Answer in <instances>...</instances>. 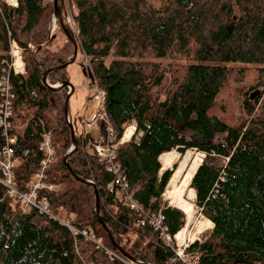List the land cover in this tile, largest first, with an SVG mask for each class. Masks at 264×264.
Returning <instances> with one entry per match:
<instances>
[{"label":"trees","instance_id":"trees-1","mask_svg":"<svg viewBox=\"0 0 264 264\" xmlns=\"http://www.w3.org/2000/svg\"><path fill=\"white\" fill-rule=\"evenodd\" d=\"M57 6L62 25L48 40L54 0H0V79L12 62V43L25 65L23 74H11L16 189L30 191L48 133L53 156L43 182L52 188H39L37 196L54 215L25 209L0 183V264H187L174 240L187 215L164 197L175 168L162 173L160 157L189 150L204 154L190 188L198 213L213 223L185 249L191 264H264V0ZM58 33L64 40L55 47ZM75 44L104 93L120 173L142 211L119 197L114 174L94 150L108 135L105 121L95 134L85 133L84 119L79 127L69 114L77 149L65 159L72 146L64 109L70 63L62 66L73 60ZM134 123L135 134L121 143ZM5 143L0 127V152ZM159 214L172 242L147 221Z\"/></svg>","mask_w":264,"mask_h":264},{"label":"built area","instance_id":"built-area-1","mask_svg":"<svg viewBox=\"0 0 264 264\" xmlns=\"http://www.w3.org/2000/svg\"><path fill=\"white\" fill-rule=\"evenodd\" d=\"M67 22L70 24L72 30L75 34L78 33L76 23L74 21L73 15H68ZM53 31L51 32V34ZM12 62L8 64L7 67L3 68L2 76L0 79V94L2 100L0 102V127L3 128V132L6 136V143L3 150L0 152V183L7 187L9 193L12 196H17L25 209L35 208L38 211L47 214L51 217L54 215L50 211L49 203L46 200H39L37 196V190L39 188L48 187L52 188V185H46L43 182L45 178V169L48 166L49 160L52 158V149L50 145V135L45 133L43 135V140L41 146L46 152V159L41 163V169L35 176V181L31 184L29 192H19L15 185V173L14 168L16 166V161L14 159V149L13 144L15 138L10 135L11 131V117L13 114V99L15 97L12 92L11 74H23L24 73V63L21 56V48L14 42L11 46ZM18 60H20V65H18ZM96 96L98 100V111L94 119L89 120L85 123V132L89 133L92 130H99V123L105 121L108 124V135L100 136L98 141L94 145V150L101 161L106 164V169L112 172L115 176V183L119 185V197L130 203V206L138 211H142V208L132 200L130 194L128 193V184L125 178L120 173V166L116 160V148L118 143L116 142V137L113 134L112 128L109 125L107 119V114L104 107V93L101 92L97 86H95ZM125 138L121 140L124 141ZM164 217L162 214L147 218L149 224H151L155 230L159 231V234L168 243L172 242V236L168 234L167 228L163 226ZM145 220L141 221V224H145ZM68 227H71L68 223L64 222ZM177 246L184 247V242H178L176 237ZM188 246V244H187ZM181 251V252H180ZM176 251L177 255L186 261V256H184L183 249ZM197 257L194 262L197 261ZM134 260L131 264H134ZM189 264V263H187Z\"/></svg>","mask_w":264,"mask_h":264},{"label":"rangeland","instance_id":"rangeland-1","mask_svg":"<svg viewBox=\"0 0 264 264\" xmlns=\"http://www.w3.org/2000/svg\"><path fill=\"white\" fill-rule=\"evenodd\" d=\"M72 11L73 10L68 9L67 14H66V18L68 17V15H74L75 12L74 11L72 12ZM54 22L55 21H54V14H53L52 21L50 24V35H49V37H51V32L53 31V29L54 30L56 29L53 33L57 34L56 24L58 26L59 21L57 20V22H55V23ZM63 40H64V37L58 33V35L56 37V41L54 43L55 47H57V46L60 47ZM11 51L12 50H10V54H11ZM21 56L23 59V51L22 50H21ZM109 61H110V58H108L106 60V63H109ZM67 71H68L69 77H70V84L74 87V90H75L70 95V98H69V114H70L71 118L77 123V126L81 127V123L79 122L80 118H82V119L86 118L90 114L91 109L94 106L98 105V100L95 98L96 92L92 88V85H91L92 84V78H91V75H90V72L88 69V63L86 61V58L83 56V54L80 51L77 52L75 60L68 65ZM132 125H134V124H132ZM92 133L95 134L96 132H92ZM174 152H176V154L178 155V158L176 160H174V162L170 166L167 167L168 169H174L175 168L174 174H175V172L178 171V169L181 165V162L187 153H191L193 155L194 159H196V160L197 159L203 160V158H204V154L201 153L200 151H196V150H189L184 155H181L177 151H174ZM174 174H173V176H174ZM173 176H172V178H173ZM172 178L170 180L169 185L166 188L164 197L169 202V204L176 206L175 204H172L171 200L168 199V197L166 196L167 191L171 190V187L173 185ZM194 202H195V198L193 201L190 200V203L193 206L192 219L190 220L187 218L186 225L182 229V230L186 229L187 232L189 233V234L187 233L188 238L185 239L186 242L184 241V243H183L184 247H179V245L177 246V241H175L176 251H178V250L180 251L183 249L184 256H186V260L188 261L189 264L192 263V259H190L191 257L185 252V249L193 241H195V240L201 241L204 238L203 233L212 228L210 226V224H212V223H210L208 226H204L200 232L197 231L198 227L201 224H204V223H205V225L207 224V219L198 213V210L196 209ZM187 244H188V246H187Z\"/></svg>","mask_w":264,"mask_h":264},{"label":"bare ground","instance_id":"bare-ground-1","mask_svg":"<svg viewBox=\"0 0 264 264\" xmlns=\"http://www.w3.org/2000/svg\"><path fill=\"white\" fill-rule=\"evenodd\" d=\"M12 3H16V0H9ZM58 16H54V21L57 22ZM54 22V23H55ZM18 65H20V60H18ZM134 132V126L131 125L128 127L125 133V138H129L132 133ZM178 158V155L176 152L172 151L169 153H166L161 156V162L165 168L170 166L174 160ZM201 164L200 159H194L193 155L191 153H187L178 169L177 172H175L172 181L173 185L171 187V190L167 191L166 196L168 199L171 200L172 204H175L176 207L182 209L188 219H192V213H193V206L190 203V200H194L196 198V192L194 189L190 188L191 180L193 176L195 175L199 165ZM63 221V220H62ZM190 222V221H189ZM210 223H212L210 220H207V224H201L197 231L200 232L201 229L204 226H208ZM213 224V223H212ZM187 230L184 229L180 231L176 237L179 242H184L185 239H187ZM189 234V233H188ZM186 242V241H185Z\"/></svg>","mask_w":264,"mask_h":264},{"label":"water","instance_id":"water-1","mask_svg":"<svg viewBox=\"0 0 264 264\" xmlns=\"http://www.w3.org/2000/svg\"><path fill=\"white\" fill-rule=\"evenodd\" d=\"M57 1L58 0H54V3H55V12L54 13H55L56 16H58V20L60 22V25H62L61 12H60V10H59V8L57 6ZM77 52H78V47L75 44V51H74V54H73V60H71L67 64L63 65L62 68L66 67L69 63H72L75 60ZM47 74H48V72L44 73V76H43L45 81H46ZM64 85L69 86L70 89H71L70 92L68 93L67 98H66L65 108H64L67 121L70 124L71 135H72V146H71V148L69 149V151L67 152V154L65 156V159H67L77 149V142H76V139H75L74 127H73V125L70 122V118H69V114H68V112H69V98H70L71 93L74 91V87L70 84V82L69 83L66 82V83H64ZM202 162H201V164H202ZM165 170H167V168L163 167L161 172L163 173ZM85 182L91 183L90 181H85ZM96 212H97V215H100V198H99V194L98 193L96 195ZM103 225H104L105 229L108 231L107 226L104 223H103ZM113 242H114V240H113Z\"/></svg>","mask_w":264,"mask_h":264},{"label":"crops","instance_id":"crops-1","mask_svg":"<svg viewBox=\"0 0 264 264\" xmlns=\"http://www.w3.org/2000/svg\"><path fill=\"white\" fill-rule=\"evenodd\" d=\"M56 87H57V86H56ZM96 112H97V108H96V106H94V107L91 109L90 114H89L86 118H84V121L89 120V119H92V118L95 116ZM164 168H165V167H164ZM210 226L213 227V224H210Z\"/></svg>","mask_w":264,"mask_h":264}]
</instances>
